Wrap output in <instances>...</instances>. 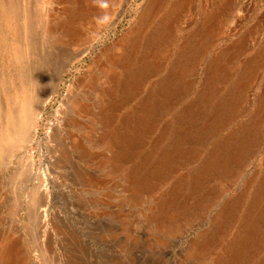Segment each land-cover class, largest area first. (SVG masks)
<instances>
[{
  "label": "bare ground",
  "instance_id": "obj_1",
  "mask_svg": "<svg viewBox=\"0 0 264 264\" xmlns=\"http://www.w3.org/2000/svg\"><path fill=\"white\" fill-rule=\"evenodd\" d=\"M62 1L68 2L58 0L59 4ZM74 1L77 3L76 13H69L70 20L66 22L51 9L36 11L33 7L35 4L29 1L0 0V35L9 55L8 67L20 71L23 66L25 68L31 63H37V47H40L41 38L52 40L59 49L67 51L66 60L52 70L48 88L50 92L38 99L35 92L40 83L35 76H21L18 73L13 79L6 69L0 79V169L4 163L10 164L17 153H22L18 160V175L27 183L33 182L26 195L12 188L17 204L9 212L12 226L0 242V264H28L30 255L22 248L26 241L24 234L32 238L39 251H43L44 247L49 248L51 261L45 259L47 264L58 261L50 225L59 234L68 237L67 240L70 237L68 233L76 236L80 234V229L69 219L68 213H63L56 206L70 201L68 192L80 199L83 197L78 195L72 184L66 181L62 183V177L69 179V176L74 175L72 180L75 179V184L84 188V204L88 205L87 194L94 192L99 180L93 168L103 172V164H107V161L103 162L101 156L106 148L109 150L113 173H120L125 161L136 156L139 144L146 146L144 138L152 133L160 107L175 92L176 84L186 88L190 86V83L184 84L185 78L198 66V55L211 49L212 26L219 15L215 6L204 10L196 4L197 0H147L135 26L115 43L116 52H111L112 48L99 62L98 68L105 78L103 84H98L100 80L94 73L88 75V85L85 87L97 91V101L94 100V103L99 120L89 122V125L77 120V117L87 116L93 111L87 97L83 103L73 104L71 115H74L75 120L67 126L68 133L63 131L62 125L50 127L51 133L54 131L52 137L55 136L60 145L62 156L55 160L48 159L45 163L44 141L38 140V133L46 105L57 93L71 66L84 54L75 51V47L92 44L98 39L96 32L87 34L80 24L115 26L129 6L128 0H71L72 3ZM68 8L65 6L61 13L67 15ZM187 13L193 14L189 28L194 27L184 32L182 22ZM38 22L40 25H37ZM246 48L245 43L236 44L211 58L206 87L184 110L181 117L184 120L181 119L183 121L179 122L174 134L170 122H163L160 148L153 144L148 148L147 158L136 162L133 176L141 185L147 187L153 180L165 177L173 164L181 163L185 158V161L191 160L192 153L186 152V146L194 144L195 140L194 136L190 138V133L184 136V130L192 129L205 113L204 129L196 130L198 139L200 136L205 139L211 133L228 130L226 128L233 125L235 118L244 112L250 82L257 75V57L245 61L241 71L228 86H220L218 80L222 61L229 55L242 53ZM259 57L264 59V47ZM44 65L48 67L45 61ZM225 78L228 81L229 76L225 75ZM137 99L139 102L131 105ZM122 109H126L124 119L118 114ZM250 110L249 122L240 123L239 129H231L225 137L219 136V140H215L209 150H204L203 146L197 149L206 156L199 169V176L196 177L197 171L193 173L196 180H209V176L214 177L219 171L226 178H231L227 186L233 181L234 176L229 172L232 171L234 161L246 155L249 146L264 136V88ZM49 133L46 136L48 146L51 138ZM167 137L170 140H166ZM34 146L37 147V158L32 152ZM81 162H86L87 167ZM262 162L264 165V160ZM62 170H67V173L64 175ZM185 179L186 176H183L173 187L175 195L181 193ZM103 180L105 178L100 179ZM214 189L208 193L218 196L225 190ZM22 198L27 203L30 219L23 227L20 219H17L22 208L19 206L23 203ZM75 215L85 219L80 212ZM218 219L220 221L215 224L213 234L229 238L222 250L230 255V261L238 262L260 247L264 241V180L255 189L251 188V182H247L240 196L228 202ZM42 237H47L46 245L44 240L40 241ZM82 242L85 243V240Z\"/></svg>",
  "mask_w": 264,
  "mask_h": 264
},
{
  "label": "rangeland",
  "instance_id": "obj_2",
  "mask_svg": "<svg viewBox=\"0 0 264 264\" xmlns=\"http://www.w3.org/2000/svg\"><path fill=\"white\" fill-rule=\"evenodd\" d=\"M27 1L35 4L36 7H33L36 8V11H38L37 9L42 11L51 9L66 22L70 20L69 13H76L77 3L75 1L72 3L71 0L66 3L62 1L60 4L58 0H25V2ZM88 1L92 2V0ZM128 1L129 6L126 12L115 26L80 24L87 34L96 32L98 39L92 44L75 47V51L84 52V54L71 66V70L64 76L57 93L46 105L38 133V140L44 141L45 163L48 162V159L55 160L62 156L60 145L57 138L52 137L54 131L51 133L50 127L59 124L62 125L63 131L68 133L67 126L75 120L74 115H71L73 104L83 103L87 97L88 100L90 99L89 104L93 111L90 110L91 112L87 116L77 117V120L88 125L89 122L99 120L94 103L97 91H93L85 85L88 75L92 73L100 80L98 84H103L105 78L98 68L99 62L112 48L111 52H116L115 43L135 26L147 2V0ZM196 4L204 10L215 6L216 13L219 14L212 26L211 49L205 54L198 55V66L192 74H188L185 78L184 84L190 83V86L188 85L186 88L181 84H176L175 92L169 95V98L160 107L161 111L159 110L156 122H154L156 126L152 129V133L144 138L147 142L146 146L143 143L139 144L136 156L125 161L120 173H113L108 148L103 151L101 160L107 161V164H103V172L101 169L93 168V172L99 180L94 192L90 195L87 194L88 205L84 204L85 193L82 191L84 188L75 184V179L72 180L74 175L69 176V179L62 177V183L66 181L72 184L78 195L83 197L80 199L77 195L68 192L67 196L70 201L56 207H59L58 209L63 213H68L67 216L79 227L81 235L77 233L75 236L68 233L70 240H67L68 237L59 234L53 225H50V233H53L52 236L55 239L54 250L59 256L58 261L53 264H264V241L260 247L249 252L240 261L232 262L229 260L230 255L223 252L229 238L224 235L216 237L213 234L214 226L220 221L218 218L223 209L228 205V202H233L237 196H240L247 182H251L253 189L263 182L264 136L249 146L246 155L240 157L238 161H234L232 171L229 172L230 174L232 172L234 178H232V182L228 183V186L227 181H230L231 178H226L219 171L214 177L209 176L207 178L209 180L200 181L199 178L196 180L206 156L199 153L197 149L199 150L200 146H203L204 150H209L215 140L225 137L231 129H239L240 123L249 122L250 107L257 102L264 88V59L259 57L260 50L264 47V0H197ZM65 6H69L67 15L61 13V9ZM192 20L193 14L187 13L182 22L183 28H185L184 32H188L194 27L193 25L189 28ZM37 25L40 23L38 22ZM76 25L79 26L78 23ZM39 42L37 63H31L25 68L23 66L24 69L19 71L14 67L7 66L9 55L0 35V79L6 69L13 79V76L18 73L21 76L25 74L26 76H35L40 83V87L35 92L37 99L50 92L48 88L52 70L56 66H60L67 58V51L59 49L54 41L41 38ZM241 43H245L247 48L242 53L229 55L230 57L222 61L218 83L222 87L228 86L241 71L243 63L257 57L256 61L259 64L257 75L253 76V80L250 82L249 93L245 97L247 107L244 112L235 118L233 125L226 128L228 130L217 131L216 134L211 133L205 139L200 136L198 139L196 130L204 129L205 113L195 122L192 129L186 132L184 130V136L190 133V138L194 136L195 140L194 144L186 146V152L192 153L191 160L185 161V158L181 160V163L173 164L165 177L153 180L147 187L141 185L140 181L133 176V168L137 161L147 158L150 146L154 144L160 148L163 122H170L174 134L179 122L184 120L181 118L184 110L197 94L203 93L202 91L206 87L207 68L211 58H214L219 52L229 50L230 47ZM12 47L14 49L15 45L13 44ZM44 61L48 65L47 68L44 67ZM225 75L229 76L228 81ZM136 102H139V99L131 105ZM125 112L126 109H122L118 114L124 119ZM48 133L51 137L48 140L49 146L46 145ZM238 136L237 134L236 137ZM167 139L170 140L168 137ZM36 148V146L32 147V152L37 158ZM52 148L53 150H51ZM21 157L22 153H17L10 164L4 163L0 169V242L13 223L9 212L15 208L17 200H15L12 188L17 189L19 194L26 195L29 192L28 187L33 186L32 181L27 183L24 178L18 175V160ZM81 164L87 167L86 162H81ZM196 171L197 175L194 178L193 173ZM62 173L65 175L67 170H62ZM183 176H186L185 184L181 187V193L175 195L173 187L180 182ZM103 178H105L104 182L100 181ZM213 188H215L214 190L217 188L225 190L222 195L217 196L208 193ZM22 201L23 203H20L19 206L24 210L20 209L21 212L17 219H20L23 227L29 223L30 219L27 203L23 198ZM186 207L189 209L186 210ZM74 212H80L85 219H81ZM24 236L26 241L22 248L30 255L28 264H47L46 260L51 261L48 247L39 251L32 238L27 234ZM80 236L81 238H79ZM42 240L46 245L47 237L45 239L42 237L40 241L42 242ZM84 240L85 243L82 242ZM48 264L50 263L48 262Z\"/></svg>",
  "mask_w": 264,
  "mask_h": 264
}]
</instances>
